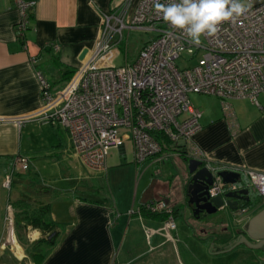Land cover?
I'll return each instance as SVG.
<instances>
[{"label":"crops","instance_id":"0c3cea01","mask_svg":"<svg viewBox=\"0 0 264 264\" xmlns=\"http://www.w3.org/2000/svg\"><path fill=\"white\" fill-rule=\"evenodd\" d=\"M26 1H34L36 5L31 11L24 40H17L18 13L12 0H0L2 119L35 115L42 106L36 73H41L52 90L61 88L66 83L65 71L80 67L87 56L86 53L80 60L82 52L91 50L100 38L102 15L117 14L125 9L131 12L139 0ZM51 45H56L58 51L52 50ZM189 99L202 113L201 130L188 147L180 144L173 148L172 155L164 163L150 165L148 161L147 166L151 167L147 170L145 167L139 174L131 204L119 208L116 201L110 203L105 198H95L101 185L95 186L93 180L103 171L89 168L74 152L65 129L35 120L22 127L1 122L0 264H34L16 234L14 236L11 204L23 195L34 196L49 205L50 219L57 226L54 244L40 264H148L150 260L142 263L140 260L153 253L158 264L164 263L160 258L167 253L177 256L178 264H202L209 242L214 243L213 249L217 248L216 254L239 246L240 243L234 246L232 243L240 231L247 230L244 225L236 226L237 234H234L233 227L230 230L227 224L213 225L215 222L202 220L204 216L195 218L192 215L186 196L190 178L188 154L189 150L199 151L206 164L214 167L264 173V93L259 97L260 108L247 100L233 99L229 101L228 113L214 96L193 94ZM125 147L124 143L123 149L116 150L122 154ZM17 156L29 161L28 170L13 168ZM131 162L134 163L133 153ZM135 166L138 170V165ZM153 167L159 168L157 174ZM42 172L48 184L46 180L37 179ZM238 174L241 182L233 185L253 192L247 178ZM137 176L136 172L135 178ZM151 201H162L172 209L175 230L166 231L165 213L151 215L143 209ZM263 209L264 199L250 210L248 223ZM119 211L122 214H117ZM227 211L234 216V210ZM8 217L12 218L11 226L6 220ZM196 221H200L199 226ZM133 225L140 226L147 240V249L135 255L131 253L133 246L127 243ZM136 231H131L132 237ZM40 238L41 233L30 227L22 234L24 243ZM253 247L249 245L250 249ZM240 251L234 248L222 254L228 258L235 254L236 259L230 264H239L240 258L244 259ZM246 256L256 259L250 251ZM255 263L258 261H251Z\"/></svg>","mask_w":264,"mask_h":264},{"label":"built area","instance_id":"2783aa9c","mask_svg":"<svg viewBox=\"0 0 264 264\" xmlns=\"http://www.w3.org/2000/svg\"><path fill=\"white\" fill-rule=\"evenodd\" d=\"M254 1L244 0L250 5L248 10L235 22L222 23L215 37L202 36L199 46L156 14L154 0H139L131 12L125 9L104 14L100 38L70 80L52 90L37 72L40 110L29 117L0 118V123L22 127L35 120L65 129L74 152L93 170L104 171L109 151L123 148L126 141L131 142L136 165L148 161L150 165L162 164L173 148L180 144L188 147L201 130L202 113L192 105L190 95L214 96L227 113L233 99L247 100L260 108L259 97L264 93V3ZM12 2L18 13L15 38L24 40L36 3ZM132 29L156 36L140 49L132 63L117 67L114 61L119 51L115 46L123 31ZM51 48L58 51L56 45ZM184 56L190 65L177 67L176 61ZM160 140L168 142V151H163ZM189 151L188 157L202 162L213 175L210 197L236 189L216 175L217 171L228 170L244 175L251 190L264 199V173L214 167L206 164L199 151ZM13 168L26 171L29 161L17 156ZM143 209L165 213L166 231L175 230L173 211L164 202L151 201ZM246 213L243 209L235 211V221L247 219ZM6 220L11 226L12 218Z\"/></svg>","mask_w":264,"mask_h":264},{"label":"rangeland","instance_id":"374dc122","mask_svg":"<svg viewBox=\"0 0 264 264\" xmlns=\"http://www.w3.org/2000/svg\"><path fill=\"white\" fill-rule=\"evenodd\" d=\"M254 3L255 4L264 3V0H255ZM155 36H156L155 33H148L142 29H132V30L123 31L120 37V40L118 37V40H119L118 44L115 46V48L119 51L114 61L115 66L117 67L122 66L126 62L132 63L136 59L140 49L147 42L154 39ZM185 60H188L187 56H184L180 60L176 61L177 67L184 68L190 65ZM191 100L194 101L195 99L191 97ZM130 143L131 142H128V141L125 142L126 151L125 153H122V154H120L118 150L116 149H111L105 160V170L100 175L99 174L96 175L93 180L95 183V186L101 185V187H99L98 189L100 193L95 198H102V199L105 198L109 200L110 203H112L113 201H116L118 208L120 205H127V204L130 205L131 204L130 201H131L132 194H133L132 191L137 184L136 181L139 177V174L142 173V170H144L145 167H146V170L149 167H151V166H147V164L149 163L147 162L143 165L142 164L138 165V170L136 169L135 164L131 162V154L133 153V151H132ZM153 169H154V173L157 174L156 172L159 168L155 169V167H153ZM136 172L138 175L137 178H135ZM38 178L42 180H46L47 182L46 184H48V179L45 178V176L43 175V172L38 173L37 179ZM111 189H112V193H111ZM119 212H117V214H122L121 212L120 213ZM202 220H205V221L208 220L211 222H215L213 225L219 224V226H220V223L227 224V226L230 227V230L233 227L234 232L237 231V228H235L237 225L234 223L235 217L232 216L226 209L219 210L215 214L206 216ZM199 222L200 221H196L197 226L200 225ZM13 228H14V218H13ZM137 228L139 231L137 230ZM132 230L134 231L137 230L134 237H132L131 235ZM124 231H125V226H124ZM141 231L142 229L140 228V226L136 227L135 225H133L130 228V235H128L127 237V243L133 246V249H131L132 250L131 253L133 255L141 251H145L147 249L146 247L147 240L141 234L142 233ZM14 236H15V228H14ZM6 239H7V236L5 237L3 242H5ZM15 240H17L16 237H15ZM212 242H215V241L213 240ZM238 242H241V240L237 238L236 243ZM212 244L214 243L209 242V244H207L208 247L205 252V256H203L201 259L202 264H230L231 261H234V259H236L235 254L233 256L230 255L229 258L223 257L224 254L222 253H227V252H230L231 250L230 251L223 250L220 254L219 253L216 254L215 250H217V248L214 247L213 249L211 247ZM247 247L244 246V244L233 247V249L236 248L237 250H242L240 251V254L244 256V259H242L243 257L240 256L241 258H240L239 264H251V262L249 261V258L246 256L247 252L249 253V249ZM167 249H169L168 246H167ZM143 257H144V260H140V263H142L145 260H150V263L148 264H158V259L156 258L157 256L155 255V253L151 255H146ZM162 259L164 262L162 264H178L177 256L173 254L170 255L169 253H167L163 258H160V261ZM255 264H259V262Z\"/></svg>","mask_w":264,"mask_h":264},{"label":"clouds","instance_id":"9594fccd","mask_svg":"<svg viewBox=\"0 0 264 264\" xmlns=\"http://www.w3.org/2000/svg\"><path fill=\"white\" fill-rule=\"evenodd\" d=\"M249 7L244 0H154L156 14L196 46L201 44L202 36L215 37L222 23L235 22Z\"/></svg>","mask_w":264,"mask_h":264},{"label":"trees","instance_id":"16d2710c","mask_svg":"<svg viewBox=\"0 0 264 264\" xmlns=\"http://www.w3.org/2000/svg\"><path fill=\"white\" fill-rule=\"evenodd\" d=\"M74 72L75 70H66L63 75L64 81H69ZM154 136L155 138L160 139L158 135L155 134ZM160 143L163 151H168V142L160 140ZM240 182H238V184H240ZM253 195L254 196L240 205V209H252L258 202L262 201V198L257 194L254 193ZM11 207L14 211V228L18 241L22 244L26 255L33 261V263L40 264L44 260L48 251L52 248L57 236V226L50 219L49 205L43 204L38 199L29 195H23L20 199L13 202ZM150 214L157 215V213ZM28 227L41 233V238L38 241L24 243L22 240V234Z\"/></svg>","mask_w":264,"mask_h":264},{"label":"water","instance_id":"95a60500","mask_svg":"<svg viewBox=\"0 0 264 264\" xmlns=\"http://www.w3.org/2000/svg\"><path fill=\"white\" fill-rule=\"evenodd\" d=\"M86 53L87 50L82 52L80 60L84 58ZM187 170L190 176L186 188L187 203L195 218H199L200 215L206 217L222 209L236 210L237 200L241 195L247 194V190H240L210 197L208 191L213 183V175L207 167L203 166L200 161L190 159L187 162ZM216 175L227 185L240 182V175L233 171L220 170L216 172ZM248 226H252L253 230L259 229L264 232V209L250 220Z\"/></svg>","mask_w":264,"mask_h":264},{"label":"flooded vegetation","instance_id":"af4514ba","mask_svg":"<svg viewBox=\"0 0 264 264\" xmlns=\"http://www.w3.org/2000/svg\"><path fill=\"white\" fill-rule=\"evenodd\" d=\"M240 190H247L245 188H238L236 187V189L232 192H238ZM254 193L253 192H249L247 190V194L246 195H241L240 198L237 200V207L236 210H240V205L247 201L248 199H250ZM243 210H246V218L247 216L250 214V210L251 209H246V208H242ZM202 216V215H200ZM237 226L241 225L245 227V229H247L245 232L244 231H240L238 234L237 232H234V234H237V237L235 238V240L233 241L232 245L234 246L235 244L238 245L240 243V245L244 244V246H248L247 248L249 249L250 253H254V256L256 257V259H249V261H258L261 264H264V235H263V231L259 230V229H255L253 230L252 226H248V219H244L242 222L238 223V222H234ZM222 225V223H220ZM239 237V238H238ZM241 237V238H240ZM240 239L241 242L236 243V239ZM253 245L254 247L252 249L249 248V245ZM232 246L230 247V250H232Z\"/></svg>","mask_w":264,"mask_h":264},{"label":"bare ground","instance_id":"6f19581e","mask_svg":"<svg viewBox=\"0 0 264 264\" xmlns=\"http://www.w3.org/2000/svg\"><path fill=\"white\" fill-rule=\"evenodd\" d=\"M13 237V236H12ZM9 239V238H8ZM14 240V239H13ZM13 243V242H12ZM15 245V244H14Z\"/></svg>","mask_w":264,"mask_h":264}]
</instances>
